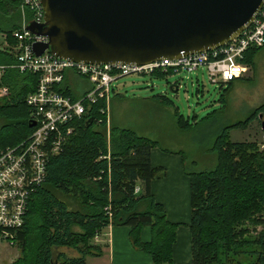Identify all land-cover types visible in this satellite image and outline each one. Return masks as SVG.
I'll return each instance as SVG.
<instances>
[{"label":"trees","instance_id":"trees-1","mask_svg":"<svg viewBox=\"0 0 264 264\" xmlns=\"http://www.w3.org/2000/svg\"><path fill=\"white\" fill-rule=\"evenodd\" d=\"M23 2L0 0V36L11 44L15 42L12 33L22 25ZM31 18L27 11V19ZM263 49L250 50L243 63L253 68ZM14 63L15 56L0 48V65ZM37 81V75L14 69H8L0 81V87L7 86L10 91L0 98V150L31 135V109L26 101ZM233 84H221L227 87L221 95L220 111L227 109ZM113 97L126 99L117 89H113ZM155 100L171 109L181 132L200 125L187 121L168 98L156 96ZM103 106L102 102L89 108L75 123V133L63 152L51 158L46 181L31 193L25 225L16 237L20 257L11 264H88V258L104 256L103 247L94 239L108 227L130 228L131 245L151 256L154 264L173 262L178 225L168 220L151 191L152 181L166 175L165 170L154 169L150 160L152 148L161 146L120 126L114 118L113 98L109 118L100 111ZM260 116L264 119V105L244 121L227 122L216 132L211 147L216 163L210 170H191L183 153L163 149L182 157L190 178L193 264H264V151L258 142L230 140L234 130L245 131L255 121L261 126ZM146 227L152 234L147 243L141 240ZM250 227L254 233L257 230L255 235Z\"/></svg>","mask_w":264,"mask_h":264},{"label":"built area","instance_id":"built-area-1","mask_svg":"<svg viewBox=\"0 0 264 264\" xmlns=\"http://www.w3.org/2000/svg\"><path fill=\"white\" fill-rule=\"evenodd\" d=\"M27 11L31 20L27 19ZM21 28L12 33L14 43L0 36L1 49L16 58L12 65H0V81L8 69L21 74L37 75L35 91L27 97L31 109L30 123H35L31 135L24 142L0 150V241L16 245V237L25 225L26 212L32 191L47 178L51 158L60 155L70 137L75 133V123L87 114L88 109L104 106L102 113L110 117L114 85L133 75L192 74L205 70L211 81L228 84L245 77L250 69L243 63L252 49L264 47V6L254 24L231 43L216 50L191 55L179 60H163L144 66L91 65L73 63L55 57L46 51L37 56L36 43H47L45 36L27 30L30 23H45V13L40 0H24L21 6ZM86 80L91 88L78 98L72 93L67 80ZM10 94L7 86L0 87V98ZM264 151V142L260 143ZM139 189L136 191L138 192Z\"/></svg>","mask_w":264,"mask_h":264},{"label":"water","instance_id":"water-1","mask_svg":"<svg viewBox=\"0 0 264 264\" xmlns=\"http://www.w3.org/2000/svg\"><path fill=\"white\" fill-rule=\"evenodd\" d=\"M40 2L45 23L27 26L32 34L48 38L47 43L34 44L37 56L48 51L73 63L128 66L224 47L254 24L264 6V0ZM260 120L264 132L262 116Z\"/></svg>","mask_w":264,"mask_h":264},{"label":"rangeland","instance_id":"rangeland-1","mask_svg":"<svg viewBox=\"0 0 264 264\" xmlns=\"http://www.w3.org/2000/svg\"><path fill=\"white\" fill-rule=\"evenodd\" d=\"M249 69L243 77L246 79L234 82L227 96L225 112L220 111V99L227 86L221 85V80L211 81L205 70L162 78L150 75L125 77L114 85L117 93L126 96L123 100L113 97L114 118L120 126L157 141L161 147L156 148L163 153H166L163 149L183 153L189 169L210 170L216 163V154L211 150L216 132L227 122L244 121L264 105V49L256 56L254 67ZM173 84H178L177 88L170 90ZM156 96L168 98L187 121L200 125L181 132L174 123L171 109L162 107L155 100ZM260 127L255 121L245 131L234 130L230 140L262 143L264 132ZM250 230L253 235L257 233L253 227ZM19 257L20 250L16 245L0 241V264L14 263Z\"/></svg>","mask_w":264,"mask_h":264},{"label":"crops","instance_id":"crops-1","mask_svg":"<svg viewBox=\"0 0 264 264\" xmlns=\"http://www.w3.org/2000/svg\"><path fill=\"white\" fill-rule=\"evenodd\" d=\"M241 78L236 81L244 80ZM234 81V82H236ZM74 84V87H72ZM73 96L79 97L91 88L83 79L67 80ZM151 165L154 169H163L166 175L154 179L151 191L160 203L171 223L177 224L176 243L173 247V262L171 264H193L191 236V185L186 175L183 159L179 155L163 153L156 147L150 154ZM130 228L108 227L103 229L94 239V243L103 247L105 253L100 258H88V264H154L151 256L133 248L129 239ZM151 229L142 230L141 240L145 243L151 240ZM92 262V263H91Z\"/></svg>","mask_w":264,"mask_h":264}]
</instances>
